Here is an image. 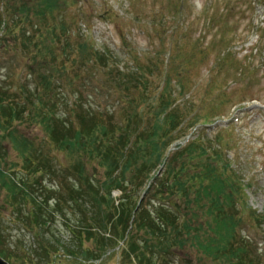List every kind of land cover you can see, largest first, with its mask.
Here are the masks:
<instances>
[{
    "label": "rangeland",
    "instance_id": "1",
    "mask_svg": "<svg viewBox=\"0 0 264 264\" xmlns=\"http://www.w3.org/2000/svg\"><path fill=\"white\" fill-rule=\"evenodd\" d=\"M18 2L29 7L30 20H20L19 13L14 12L18 25H9L12 13L8 7L19 5ZM39 2L0 0V14L12 30L4 42L0 41V85H11L14 90V86L28 82L36 87L38 80L31 68H40L43 57L37 55L35 46L49 43L54 47L56 59L53 63L63 75L54 74L55 93L66 98L78 88L88 108L111 115L114 123L120 124L125 119L128 103L121 98L123 93L112 85L109 73L117 68L123 72L136 71L139 66L152 71L151 75L145 73L146 103L140 107L145 113L146 126L150 127L165 115L156 116L152 112L159 104L162 88L170 80L167 86L169 101L183 123L171 133V140H175L170 142L168 152L176 151L179 145L181 149L187 141L197 137L203 140L206 148L208 143L214 144L219 132L222 133L223 144L228 146L221 161L233 164L230 168L235 174H230L229 178L243 186V202L239 200L235 209L242 219V236L250 241L252 251L260 254V264H264V219L258 223L251 214L264 215V0H56V9L43 21L36 14ZM38 21L41 22L40 33ZM23 32L33 39L27 51L18 40ZM84 44L90 47V53L93 54V50L95 54L106 55L115 67L103 68L95 63L90 69L80 68L79 52ZM47 59L50 61L52 57ZM64 66L66 72L62 70ZM142 90H136L134 96L138 98ZM59 110L63 111L64 107ZM195 118L199 123L192 127L189 124ZM205 120L210 123L205 124ZM19 132L32 140L35 148L46 155L60 173L78 162L77 156L56 149L46 140L42 127L24 124ZM0 144L4 149L0 170L17 179H28L29 172L24 170L23 159L15 148L3 138ZM145 151L143 149L142 154ZM168 152H164L163 159ZM192 164L195 168L196 164ZM97 165L94 162L86 169L97 179L104 180L106 171ZM156 171L163 172L164 168L157 166L139 191L134 189L137 193L130 189L117 190L111 198L119 203L124 194H135L139 205L143 197L148 203L146 200L153 198L154 191L150 196L145 195L146 182L157 176L154 175ZM131 173L132 170L127 173L128 177ZM43 177L45 185L59 188L56 179ZM7 196V190L0 188V249L12 255L10 264H140L133 254L126 256L129 236L136 235L139 241L144 237L135 227L131 229V224L130 235L126 234L124 241L116 235L117 228L115 231L108 227L104 231L99 227L100 222L89 223L88 228L82 229V216L63 200L60 203L63 212L52 213L53 219H49L45 227H35L23 220L24 215L19 217L17 211L9 207ZM165 199L171 200L168 196ZM184 199L179 202L174 197L172 201L180 206L178 210L188 213L195 234L212 235L205 226L210 219L205 202L196 204L193 201L188 211ZM52 205L54 207L50 202ZM89 207L96 211V207ZM201 226L204 231L199 228ZM70 227L82 232V249ZM88 230L95 232L90 239ZM103 238L111 245L105 250L98 245ZM51 245L53 248H49ZM88 249L95 250L99 259L82 255L79 258L78 252ZM211 260L195 241L185 240L183 246H175L167 254H153L151 261L156 264H208Z\"/></svg>",
    "mask_w": 264,
    "mask_h": 264
},
{
    "label": "trees",
    "instance_id": "2",
    "mask_svg": "<svg viewBox=\"0 0 264 264\" xmlns=\"http://www.w3.org/2000/svg\"><path fill=\"white\" fill-rule=\"evenodd\" d=\"M39 1L36 14L39 15L38 19L43 21L45 16L52 14L57 5L56 0ZM18 3L19 5L8 7L13 18L9 25H18L19 21L14 12L19 13L20 20H30L29 7L23 2ZM38 23L40 33L41 22ZM1 25H4V28L0 27V33L3 32L0 41L4 42L8 38L6 35L9 32L11 35L12 30L0 14ZM18 40L23 44L24 51L29 50L33 43V39L27 37L26 32H23ZM35 47L38 48L37 55L43 57L40 68H31L32 73L36 75L35 79L38 80L36 87H32L28 82L14 86V90L11 85H0V139L9 141L22 157L24 170L29 172V178L21 180L0 170V188L7 190V204L15 213L17 211L19 217L24 215L23 220L43 228L49 219H53L52 213L63 212L60 203L64 200L66 205L76 208L82 216V229L88 228L89 223L100 222L99 227L104 231H107L108 227L115 231L117 228L116 235L120 241H124L126 234L130 235V224L131 229L135 227L143 232L144 237L140 241L136 235L129 236L130 244L128 243L129 249L126 252V256L133 254L140 264H156L151 261L153 254H167L173 247L183 246L185 240L195 241L203 249L205 255L212 259L208 264H260V254L255 255L250 241L241 235L242 219L237 216L235 209L239 200L243 202V186L229 178L235 174V170L230 168L231 163L221 161L228 146L223 144L221 132L218 133L214 144L210 142L206 148L201 142L203 140L198 137L176 153L162 177L156 178V186L152 189L154 196L148 203L141 202L138 207L136 195L127 193L117 203L111 198V194L117 190L125 192V189L137 193L149 174L163 163V154L174 140H171V133L178 130L183 123L169 101V82L161 91L159 104L152 112L156 116L165 115L149 127L146 126L145 113L140 107L146 103L147 82L143 79L145 73L149 72L151 75L152 71L143 70L139 66L136 71L123 72L117 67L115 71L111 70L109 74L112 85L123 93L121 98L127 99L128 103L125 119L117 124L111 115L105 116L95 109L88 108L80 89L71 91L70 94L74 98L72 101L68 96L65 98L64 95L62 97L55 93L56 88L52 81L54 74L61 77L63 75L53 63L56 59L54 47L44 42L36 44ZM88 48L90 49L86 44L80 47V68L90 69L95 63L103 68L115 67L114 62L106 55L95 54L91 49L93 55ZM50 56L52 60L47 61ZM62 70L66 72L65 66ZM141 88L143 90L136 98L135 91ZM60 107H64V110H59ZM198 123L199 119L195 118L190 124L195 126ZM24 124L42 127L46 140L56 149L77 156L78 162L60 173L51 160L35 148L32 140L20 134L19 127ZM143 149L146 151L142 154ZM3 151L0 147V160L4 158ZM94 162L105 169L103 176L107 178L100 180L95 174H89L86 168L90 164L94 165ZM176 162H179V165L175 166ZM192 162L196 164L195 168H192ZM131 170L132 173L128 177L127 173ZM43 176L56 179L60 184L59 188L45 185ZM150 181L151 178L146 183ZM64 193L65 196H62ZM165 196L171 200L167 201ZM174 197L179 202L185 198L183 202L188 211L192 209L193 201L196 204L205 202L210 216L205 226L213 234L208 236L203 232V237L195 234L193 222L187 218L188 213L178 210L177 207L180 206L174 204ZM153 199L156 201L152 202ZM50 202L54 207L50 206ZM88 204L96 207V211ZM251 214L258 223L264 219V215L255 212ZM109 215L111 217L108 219ZM262 222L264 224V221ZM199 228L203 231L205 229L204 226ZM70 230L82 249V232H76L72 227ZM87 234L90 239L95 232L88 230ZM53 235L54 233L51 236ZM98 245L104 250L111 246L105 238ZM95 254V250L90 249L83 253L78 252V256L99 259L100 255ZM0 255L9 263L13 259L10 253L1 249Z\"/></svg>",
    "mask_w": 264,
    "mask_h": 264
},
{
    "label": "water",
    "instance_id": "3",
    "mask_svg": "<svg viewBox=\"0 0 264 264\" xmlns=\"http://www.w3.org/2000/svg\"><path fill=\"white\" fill-rule=\"evenodd\" d=\"M0 264H9V263L0 256Z\"/></svg>",
    "mask_w": 264,
    "mask_h": 264
}]
</instances>
